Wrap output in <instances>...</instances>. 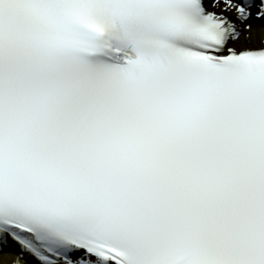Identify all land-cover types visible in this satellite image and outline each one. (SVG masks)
<instances>
[{"label": "snow or ice", "instance_id": "1", "mask_svg": "<svg viewBox=\"0 0 264 264\" xmlns=\"http://www.w3.org/2000/svg\"><path fill=\"white\" fill-rule=\"evenodd\" d=\"M0 264H264V0H0Z\"/></svg>", "mask_w": 264, "mask_h": 264}]
</instances>
